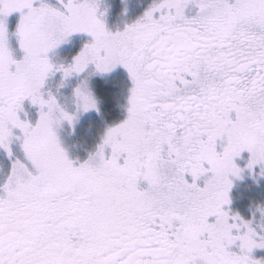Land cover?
<instances>
[{"label": "snow or ice", "instance_id": "1", "mask_svg": "<svg viewBox=\"0 0 264 264\" xmlns=\"http://www.w3.org/2000/svg\"><path fill=\"white\" fill-rule=\"evenodd\" d=\"M130 6L0 0V264H264V0Z\"/></svg>", "mask_w": 264, "mask_h": 264}, {"label": "rangeland", "instance_id": "2", "mask_svg": "<svg viewBox=\"0 0 264 264\" xmlns=\"http://www.w3.org/2000/svg\"><path fill=\"white\" fill-rule=\"evenodd\" d=\"M148 0H131V11L129 14V19H132L135 17V15L138 14V12L143 10V6L146 5ZM251 181L246 180L244 184L238 183L236 187L233 189L232 195L234 198V207L243 209L244 207V201H246V196L248 197H254L257 195L262 194L261 190L258 188H252L248 189L247 185H249ZM235 194V196H234ZM247 194V195H246ZM246 195V196H244Z\"/></svg>", "mask_w": 264, "mask_h": 264}, {"label": "trees", "instance_id": "3", "mask_svg": "<svg viewBox=\"0 0 264 264\" xmlns=\"http://www.w3.org/2000/svg\"><path fill=\"white\" fill-rule=\"evenodd\" d=\"M247 195V194H246ZM246 195H244V196H246ZM247 198H248V196H246V199L245 200H247ZM246 201H244V203H245Z\"/></svg>", "mask_w": 264, "mask_h": 264}, {"label": "flooded vegetation", "instance_id": "4", "mask_svg": "<svg viewBox=\"0 0 264 264\" xmlns=\"http://www.w3.org/2000/svg\"><path fill=\"white\" fill-rule=\"evenodd\" d=\"M139 13V12H138Z\"/></svg>", "mask_w": 264, "mask_h": 264}]
</instances>
